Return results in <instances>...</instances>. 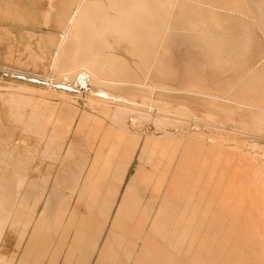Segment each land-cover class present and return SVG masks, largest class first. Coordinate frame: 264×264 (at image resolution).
Returning <instances> with one entry per match:
<instances>
[{
	"label": "rangeland",
	"instance_id": "obj_1",
	"mask_svg": "<svg viewBox=\"0 0 264 264\" xmlns=\"http://www.w3.org/2000/svg\"><path fill=\"white\" fill-rule=\"evenodd\" d=\"M215 1L223 7L227 6L226 0ZM47 2L48 0H0V181L4 178L3 181L11 182V188H0V196H12L7 200L8 207L0 211L14 212V219L17 217V220L21 222H29L26 238L34 232V227L39 228L40 239L31 258L38 250L42 255L39 264H48L52 254L55 255V264H64V255L73 244L74 236L82 231L78 225L69 224L71 221L69 214L57 213L67 208L76 211L77 216L89 215L87 209L78 204L76 195L71 194L70 188L77 175L80 174V180L84 178L87 170L84 168L80 172L79 164L85 158L90 160L94 154L93 149L98 145L93 137L92 128L94 126L101 125L104 121L106 128L111 127L113 123L110 118L113 117V122H126L128 130L130 128L129 131L139 133L141 139L147 135H156V133L160 136L162 130L156 131V125L151 118L156 109L137 106L150 111V118L139 117L116 108L117 105L123 109L134 106L124 99H116V102L111 95L116 94L124 97L133 95L158 101L173 111L185 112L189 121H187L188 124L182 125L184 130L181 127H167V131L177 137L182 135L179 140L174 139L176 142L179 141V145L183 147L177 149L174 156L180 157L181 155L183 165L190 167L189 179L194 178L197 182L193 187L192 200L181 206L186 207L188 214L195 217V223L203 225L198 230V241L195 245L189 249L185 244L180 246L176 252L178 255L169 251L171 256L169 264H204L205 257L210 259L211 254H208V251L217 247L220 250L218 254L221 256L222 264H264V102L260 105L263 111L262 124L257 126L252 123L253 113L235 104L234 101L225 100L221 103V109H218L207 105V101L202 97L205 94L224 96L229 81L234 82L244 68L215 74L209 68V63L213 65L212 62L206 55V58L204 57L201 48L191 42L189 34L182 26V21L176 19L171 20V28L165 32L164 25L157 24L158 28L155 33L160 35L161 47H157L154 60H151L146 52L144 41H141L142 38L141 40L124 38L115 32L121 25L120 30L125 32V30L133 31L136 29L135 26L143 23L134 18L130 8L131 3L128 2L117 7L116 11H114L116 6L111 7L106 2L107 14L106 11L101 12V7L95 6L88 14L91 19L85 20L81 28L70 32L68 38L65 39L66 32L62 34L38 22L34 24V10L42 11ZM189 2L190 5L192 4L191 8L194 6V9L190 8L193 11L189 10L187 21L196 20L198 22L200 19H206L201 12L202 9L199 10L201 8L198 6L199 3H191V0ZM245 2L250 7L249 11L264 17V0H237L241 7ZM203 5L201 6L205 7ZM78 6L76 3L75 9ZM102 15L104 23H101ZM106 15L109 21L107 23ZM117 15H119L118 18ZM222 15L228 23L224 25L225 29L207 25L205 29L207 34L210 36L212 33L213 38L227 37L231 41L239 39L240 42H243L244 38L239 37H245L248 34L252 38V53L247 56L246 61L252 64L264 59V33H262L264 30H261L252 18ZM193 34L192 32L191 35ZM65 51L70 58L82 57L84 64L70 67L69 61L62 60ZM66 63L70 68H62V64L67 66ZM83 67H86L88 72L87 79L82 83L79 80V74L84 71ZM68 71L72 72L66 74ZM257 77L259 74H254V78ZM244 86L249 87V83ZM99 89L107 91V94L104 97L101 96ZM198 89L204 91L205 94L186 91H197ZM241 95L240 92L237 94V96ZM100 101H105L107 104L101 103L100 105L98 103ZM8 106L13 110L11 111ZM249 107L254 110L251 105ZM31 110L37 116V120L34 121L35 125L28 117ZM18 112H24L25 116L22 114L21 117L25 119L20 120L16 115L19 114ZM201 116L205 122L211 124H217L216 119L223 118V121L219 122L220 126L224 127V131L247 133L246 135L254 138L248 139L240 136L239 139V135L236 138V135H225L224 132L216 136L211 132L215 130L195 124L196 119ZM113 125L120 127L118 124ZM29 126L30 130H26ZM39 126L44 129H40ZM190 134L198 135L195 138L191 136L190 139ZM196 141L199 144L203 143L199 146L204 145L207 149L204 147V149H199L192 143ZM187 145L190 147L187 148ZM208 146L209 152H207ZM70 147L74 148V155L71 159L69 158ZM54 148L58 149L57 161H53L52 156L46 154L48 150ZM210 150L212 152L215 150L219 154L217 152L213 154ZM221 152L225 154L222 155ZM206 153L209 160L201 164L200 161L204 159ZM138 154L139 149L115 197V202L110 209L104 230L89 264H117L128 242L134 246L130 248L131 253L126 264H132L133 252L139 249L137 241L118 232L113 234L112 240L106 246L107 237L110 234L111 217L120 201L122 191L130 182L136 167L139 166ZM227 156L229 160L231 158V165ZM244 156L256 162H250L249 159L252 164L248 166L249 162ZM146 168L149 169V166L146 165ZM16 174H20L22 180L25 179V184L19 188L24 198H13L18 195L14 191L16 188L12 187L13 177ZM228 176H234L233 179L239 180L238 182L233 180L234 185L240 183L244 186L239 185L237 189L231 184L230 192L227 188L228 180H230ZM55 179L57 180L56 185ZM243 179H246V183ZM133 188V193L140 200L146 216L152 218L158 203L152 200L148 191L149 186L136 181ZM224 190L228 197L224 195ZM238 190L241 192L239 193ZM236 192L239 194L235 195ZM40 195H42L41 199H37ZM221 196L229 199L231 202L229 206L228 204L219 206L220 203L217 200L220 201ZM47 199H49V213L39 219V213ZM223 207L224 209L227 207L229 211L222 210ZM76 221L80 220L76 219ZM213 225L216 227L214 228ZM218 233L220 236L217 237ZM10 234L16 236L12 237ZM16 237L15 231L7 229L0 246L1 254L7 259L13 257L12 264L22 259L26 241L25 238L20 247L16 249ZM204 239L208 241L206 244L203 242ZM105 246L106 250H104ZM45 248L46 252H44ZM158 248L163 253L165 252L160 241H158ZM76 256L77 253L70 264H76Z\"/></svg>",
	"mask_w": 264,
	"mask_h": 264
},
{
	"label": "crops",
	"instance_id": "obj_2",
	"mask_svg": "<svg viewBox=\"0 0 264 264\" xmlns=\"http://www.w3.org/2000/svg\"><path fill=\"white\" fill-rule=\"evenodd\" d=\"M67 1L68 0H48L45 7L46 9L44 8L42 11L34 10V24H37L38 22L47 28L51 27L54 30H57V14L59 13L57 10L62 7L63 2ZM95 6L101 7V12L106 11L107 14L108 6L106 2H101L100 4L93 3L91 6L84 8L81 14L73 20L70 24L69 34L73 30L81 28V25H83L85 20L91 19L88 14ZM106 18L107 23V15ZM48 20L53 23L51 26H47L46 22ZM65 20L66 19H64V21ZM101 23H104L103 15L101 16ZM62 60L69 61L70 67L84 64V59L82 57L70 58L66 51L64 59ZM62 66L64 69L70 68L68 67V64L67 66L62 64ZM86 69V67H83L82 70L88 72ZM110 119L113 124H118L121 128L113 124L111 127L106 128L104 121L101 125L98 124L92 128L93 137L97 140L98 145L95 149H93V157L90 160L85 158L79 164L80 172L84 170V168L87 170L84 178L80 180V174L77 175L75 181L73 179V186L70 188L71 194L76 195L78 204L83 205L87 209L89 215L77 216L76 211H71L67 208L61 210L60 213H57L62 215L69 214V219L71 220L69 221V224H76L82 229L79 234L74 236L73 244L70 245L66 251L63 263L70 264L76 253V264L90 263L96 249V245L104 230L110 209L115 202V197L118 194L119 188L125 179V175L133 162L135 153L139 149L137 157L139 166L136 167L130 178V182L122 191L120 201L111 217L109 230L110 234L107 237L106 246L112 240L113 234H116L117 232L122 233L137 241L139 246L138 251L133 252L134 255L131 259L132 264H169L171 260L169 251L177 254L176 252H178L177 250L180 246L187 244L186 246L189 249V247L195 245L198 241V230L203 224L195 223V217L188 214L186 207L181 206V204H188V202L192 200L193 187L197 182L194 178H192V181L189 179L190 177L188 174L190 167L183 165V160L180 159V157L174 156L175 151L171 152L157 149L156 142L166 140L167 138L165 139L160 137L158 139L157 135L154 136V138L147 135L141 139L139 133L128 130L126 122H113V117ZM167 140L172 141L174 139L170 138ZM153 145L155 147H153ZM53 152L56 153L54 154ZM69 152L71 159L74 155V148H71ZM46 154H50V156H52L51 159L53 161H57V148L48 150ZM167 157L169 160H166ZM178 158L180 163L178 166L179 168L176 167ZM146 165L149 166V169L146 168ZM183 167L185 169H183ZM180 173L182 176L179 175ZM20 179H22V176L19 178V174L14 176L12 187L16 188L14 191L15 194L18 195L13 198H24L21 192H19V188H22L25 184V179L21 181ZM136 181L149 186L148 191L151 194L152 200L158 203L155 215L152 218L146 216L145 211L141 207L140 200H138L133 193V185ZM54 183L55 185L57 184L56 179ZM176 183H178V185ZM179 184L181 185L179 186ZM190 185L192 188H189ZM0 188H11V182L9 183L8 181L3 180L0 181ZM190 190H192V192ZM41 197L42 195L37 197V199H41ZM10 198H12V196H0V209L8 207L7 200ZM49 210V199H47L39 213V219H42V217L48 214ZM191 212L193 213L194 211L192 210ZM17 219V217L14 219V212L7 213L0 211V246L4 233L7 229L9 231H15L17 234L15 245L16 249H18L24 242L29 222H21ZM76 219H79L80 221L75 222ZM218 225L221 229L220 223H218ZM213 227L215 228L216 226L213 225ZM33 229L34 232L29 234V238H26L22 252L24 253L22 259L15 261V264H39V260H41L42 255L38 250L34 254L33 258H31L40 239L39 228L34 227ZM35 230H37V232ZM10 235L12 236V234ZM13 236L15 237L16 235L14 234ZM218 236H220V233L217 234V237ZM158 241L162 243L165 249L164 253L158 248ZM203 242L206 244L208 241L205 240ZM106 246L104 247V250H106ZM132 246L134 245L131 242L125 244L124 252L120 256L121 259L119 257L117 260V264L127 263L131 253L130 248ZM46 251L47 250L45 248L44 252ZM218 253L220 254L218 247L214 250L208 251V254H211L210 259L205 257L204 264H222L221 256ZM13 261V257L7 259L5 255L0 253V264H12ZM48 261V264H55V255L52 254Z\"/></svg>",
	"mask_w": 264,
	"mask_h": 264
},
{
	"label": "bare ground",
	"instance_id": "obj_3",
	"mask_svg": "<svg viewBox=\"0 0 264 264\" xmlns=\"http://www.w3.org/2000/svg\"><path fill=\"white\" fill-rule=\"evenodd\" d=\"M191 0V3L193 2H198L199 3V7H201L199 10H201V12H203L204 16L206 19H200L198 22L196 20H191V21H187V18H188V14H189V10L191 8V5L189 4V0H68L67 2H63V5L62 7L59 9V13L57 14L58 17H57V30L60 31L62 34L64 32H66L64 35H65V39L68 37V34H69V30H70V24L73 22V20L75 18H77L81 12L84 10V8H87L89 6H91L93 3H101V2H107L109 4V6L111 7H115V10H118L117 7L121 6L122 4L124 5V3L128 2V3H131V11H133V15H134V18L137 20V21H140V22H143L142 25L140 26H135L136 29H133V31H128V30H125V32H122V30H120L121 26L118 27L115 32H117L118 34H120L121 36H123L124 38H132V39H137V40H142L141 41H144L143 43H145L144 46H146V52L149 54V57L151 60H154V57L157 53V47H161L160 44H159V39H160V35H157L155 33V30L157 27V24L158 23H161L164 25V32L166 30H169L171 28V20H181L182 21V26L184 28V30L189 34V37L191 38V42H193L198 48H201L203 50V54H204V57L207 58L212 62V64L214 65H211L209 63V68L215 73V74H222V73H225L227 71H232L233 69H238V68H244V71L237 77V79L233 82V81H229V83L227 84L226 88H227V91L225 93L224 96H219V95H209V94H205L204 91L202 90H197V91H193V90H186L188 92H202L204 93L205 95L202 96L206 101H207V105L211 106V107H214V108H218V109H221V103L223 101H234L235 104L239 105L240 107H245L246 109L250 110L252 114V118H253V121L252 123L254 125H257V126H261L262 124V120H263V111L261 110V104H263L264 102V59L260 60H257L255 62H253L252 64L248 63L246 61L247 59V56L249 54L252 53V44H251V39L249 37V35L247 34L245 37H239V38H244L243 39V42H240L238 40H234V41H231L229 40L227 37H219V38H213L211 35L209 36L207 34V32L205 31V29H207V25L211 26V27H215L217 29H225V26L227 23V21L224 19V16L222 14H228L227 17H231V15H238L240 17H243L244 19L245 18H252L253 21H255L256 25L258 27H260L261 30H264V17L262 15L260 16H257L255 13H253L252 11H249L250 7L248 4H246V2L244 3V5L241 7L238 3H237V0H226V3H227V6L226 7H223L221 5H219L215 0H195L193 1ZM78 3V7L77 9H75V4ZM197 3V4H198ZM201 3V4H200ZM164 4V5H163ZM195 4V3H194ZM205 5V7H202L201 5ZM203 5V6H204ZM104 6V5H103ZM102 6V7H103ZM124 7V6H123ZM126 7V5H125ZM124 7V8H125ZM74 8V10H73ZM123 8V9H124ZM126 8H129L126 7ZM241 8V9H240ZM46 9V8H45ZM91 9V7H90ZM93 9V8H92ZM106 9V8H105ZM110 9V8H109ZM191 9H194V6L193 8ZM196 9V8H195ZM238 9V10H237ZM128 11V10H127ZM190 11H193V10H190ZM198 11V10H197ZM95 13V12H94ZM98 13V12H97ZM127 13V12H126ZM130 13V12H129ZM128 13V14H129ZM193 13V12H192ZM197 13V12H196ZM253 13V14H252ZM45 14V13H44ZM43 14V15H44ZM88 14V13H87ZM104 14V13H102ZM121 14V13H119ZM124 14V13H123ZM202 14V13H201ZM101 15V14H100ZM122 15V14H121ZM131 15V13H130ZM119 15H117V18H118ZM125 16V15H123ZM192 16V15H191ZM200 16V15H199ZM44 17V16H43ZM42 17V18H43ZM91 17V16H90ZM89 17V18H90ZM94 17V16H92ZM127 17V16H126ZM128 18V17H127ZM133 18V19H134ZM64 19H66L64 21ZM107 19V18H106ZM134 19V20H135ZM186 19V20H185ZM110 20V19H109ZM249 20V19H248ZM251 20V19H250ZM112 21V20H111ZM109 22V21H108ZM250 22V21H249ZM47 26L53 24L52 22H50V20H48L46 22ZM112 25V24H111ZM125 25V24H124ZM115 26V25H114ZM119 26V25H118ZM134 27V28H135ZM133 28V27H132ZM123 29V28H122ZM127 29V27L125 28ZM128 29H131V28H128ZM214 30V29H213ZM59 32V33H60ZM163 32V33H164ZM194 33L193 35H191V33ZM216 32V31H215ZM261 32V31H260ZM264 33V31L262 32ZM261 33V35H262ZM165 34V33H164ZM210 34V32H209ZM217 35V34H215ZM264 35V34H263ZM163 36V34L161 35ZM219 36V34H218ZM223 36V35H221ZM226 36V35H225ZM228 36V35H227ZM230 37V36H229ZM235 37V36H234ZM164 39V38H163ZM194 39V40H193ZM195 41V42H194ZM241 45V46H239ZM160 50V49H159ZM58 52V51H57ZM206 55V56H205ZM157 57V56H156ZM156 59V58H155ZM155 62V61H154ZM258 66V67H257ZM257 67V68H256ZM159 71V68L157 70V72ZM71 72H68L66 74H70ZM259 74V77L257 78H254V74ZM148 76V75H147ZM248 76V77H247ZM87 79V72L85 71H82L80 74H79V80L83 83L85 80ZM244 80V81H243ZM243 81V82H241ZM249 83V87H245L244 84H248ZM84 85V84H83ZM141 87V86H140ZM99 94L101 96H105L107 94V91L103 90V89H99L98 90ZM241 93L242 95L241 96H237L238 93ZM98 94V95H99ZM113 98H115L114 100L116 101V99H124L125 101L127 102H130L132 103L134 106L131 107V108H126V109H123L121 106H116V108H120L122 110H126L128 112H131L133 114H136L138 115L139 117H142V118H150L149 116V113L150 111H147L145 109H141V108H138L137 106H146V107H150V108H153V109H156V111L153 113V116L151 117L152 120H153V123L156 125V131H160L161 134L160 136H158V139L160 137L162 138H167V139H170V138H181L180 137H177V136H174L172 134H170L168 131H167V127H181V129H183L182 125L185 123H187L188 119H187V115L185 114V112L183 111H173L172 109H170V107H168L167 105H162L160 102L158 101H155V100H152V99H148V98H144V97H138V96H120V95H116V94H111ZM107 97V96H106ZM12 98V96H11ZM10 99V98H9ZM107 99V98H106ZM111 100H113L111 98ZM205 101V102H206ZM12 102V101H11ZM92 102V101H91ZM117 102V101H116ZM119 102V101H118ZM123 102V101H122ZM100 105L101 103L102 104H107L105 101H100L98 102ZM120 103V102H119ZM124 103V102H123ZM13 104V103H11ZM19 104V103H18ZM9 105V104H8ZM14 105H17V104H14ZM13 105V106H14ZM252 106L254 107V110H252L249 106ZM12 106V105H11ZM20 106V104H19ZM109 106V105H107ZM230 106V105H229ZM9 107V106H8ZM18 107V105H17ZM21 107V106H20ZM111 107V106H110ZM235 107V106H233ZM10 108V107H9ZM145 108V107H144ZM149 108V109H150ZM229 108V107H228ZM231 108V107H230ZM236 108V107H235ZM11 111L13 110L12 108H10ZM237 109V108H236ZM15 110V109H14ZM152 111V110H151ZM256 111V112H255ZM10 112V111H9ZM16 112V111H15ZM21 112V111H20ZM19 113V112H18ZM24 112L22 113H19V114H16L18 116V118L21 120L23 119L21 117V115L23 114ZM227 113V112H226ZM225 113V114H226ZM152 114V113H151ZM15 115V114H14ZM24 115V114H23ZM38 115V114H37ZM25 116V115H24ZM41 116V114H40ZM231 116V115H230ZM30 117V120H33V124L35 125V122L37 120V116L32 113V110L29 114ZM41 118V117H40ZM43 118V117H42ZM41 118V119H42ZM135 118V117H134ZM25 119V118H24ZM28 119V118H27ZM18 120V119H17ZM19 120V121H20ZM29 120V121H30ZM223 121V118H218L216 119V122L217 124H211V123H207L203 120L202 116L197 118L196 121H195V124L198 126H206L207 128L211 129V130H215L217 131V133L215 131H211L212 133H215L216 136H218L219 134L218 133H221L223 134L222 132L225 133V135L227 134H232V135H236V138H237V135H239V139L241 138L240 136H244L245 138H254L252 136H248L246 135L247 133L243 134V133H230V132H226L224 131V127L223 126H220V122L219 121ZM250 120V119H249ZM15 121V120H14ZM41 121V120H40ZM189 122V121H188ZM31 123V122H30ZM29 123V124H30ZM251 123V124H252ZM18 124V123H16ZM27 125V123H25ZM134 125V123H132ZM188 124V123H187ZM21 125V123H20ZM24 125V123H23ZM32 125V123H31ZM30 125V126H31ZM194 125V124H193ZM22 126V125H21ZM27 127L26 130H30L31 127ZM162 126V127H161ZM25 127V126H23ZM36 127V126H35ZM40 127V126H39ZM54 127V125H53ZM56 127V126H55ZM57 128V127H56ZM55 128V129H56ZM163 128V129H161ZM40 129H42L40 127ZM44 129V128H43ZM42 129V130H43ZM53 129V128H52ZM178 129V128H177ZM208 129V130H209ZM130 130V128H129ZM184 130V129H183ZM30 132V131H29ZM134 132V131H133ZM143 132V131H142ZM136 133V132H135ZM54 134V133H53ZM159 134V133H156V135ZM40 135V134H39ZM52 135V134H51ZM155 134H152L150 136H152V138H154V136H156ZM170 135V136H169ZM180 135V134H179ZM198 135V134H197ZM197 135L195 134H190L189 135V138L191 136H195L197 137ZM210 135V134H209ZM37 136V135H36ZM42 136V135H41ZM201 136V135H199ZM214 136V135H213ZM211 137V135H210ZM226 137V136H225ZM54 138V137H53ZM157 138V137H156ZM161 138V139H162ZM183 138V137H182ZM193 138V137H192ZM193 138V139H194ZM221 138V137H219ZM161 140V141H157L156 144H157V149H161V150H167V151H176L177 149H182L183 147H181L179 145V141L176 142L174 140ZM186 139H187V136H186ZM191 139V138H190ZM198 139H201V137ZM224 139V138H222ZM238 139V140H239ZM258 139V138H257ZM52 140V139H51ZM182 140V139H181ZM180 140V141H181ZM197 140V139H196ZM203 140V139H202ZM57 141V140H56ZM195 141V140H194ZM200 141V140H198ZM213 141V140H212ZM211 141V142H212ZM47 142V141H46ZM240 142V141H239ZM55 143V142H54ZM191 143V142H190ZM189 143V144H190ZM193 144H195L197 147H199V149H202L204 147H201L202 144H199V142H192ZM53 144V143H52ZM187 144V143H186ZM188 144V145H189ZM187 145V146H188ZM201 145V146H199ZM51 146V144H50ZM192 146V144L190 145ZM190 146H188L187 148H189ZM62 147V146H61ZM60 147V149H62ZM153 147H155L153 145ZM181 147V148H179ZM186 147V146H184ZM197 147H194V148H197ZM219 147V146H218ZM52 148H53V145H52ZM71 148V147H70ZM206 148V147H204ZM203 148V149H204ZM214 148V147H213ZM55 149V148H54ZM207 149V148H206ZM209 146H208V151L209 152ZM215 149V148H214ZM237 149V148H236ZM58 150V149H57ZM184 150V149H183ZM193 150V148H192ZM198 150V149H197ZM218 150V149H217ZM227 150V149H226ZM73 151V150H72ZM154 151V150H153ZM160 151V150H159ZM185 151V150H184ZM190 151V150H189ZM204 152V150H201ZM211 151V150H210ZM221 151V150H219ZM60 152V151H59ZM158 152V150H157ZM202 152V154H203ZM215 152V150L213 151ZM211 151V153H213ZM217 152V151H216ZM215 152V153H216ZM226 152V151H225ZM224 152V154H225ZM54 153V152H53ZM56 153V152H55ZM54 153V154H55ZM176 153V152H175ZM184 153V152H183ZM182 153V154H183ZM191 153V152H190ZM218 153V152H217ZM222 153V152H221ZM68 154V153H67ZM163 154V153H162ZM173 154V153H172ZM180 154V153H179ZM178 154V155H179ZM214 154V153H213ZM219 154V153H218ZM222 153V155H224ZM4 155V154H3ZM171 155V154H170ZM176 155V154H175ZM177 155V156H178ZM185 155V154H184ZM182 155V156H184ZM197 155V154H196ZM205 156L203 157L204 159L202 161H200V163L202 164H205V162L209 159H207V153L204 154ZM221 155V154H220ZM234 155V154H233ZM56 156V155H55ZM201 156V155H200ZM247 156V155H246ZM164 157V156H163ZM166 157V156H165ZM169 157V155H168ZM167 157L166 160H169ZM181 157V155H180ZM187 157V155H186ZM198 157V156H197ZM228 157V156H227ZM18 158V157H17ZM62 158V157H61ZM70 158V157H69ZM199 158V157H198ZM219 158V157H218ZM241 158V157H240ZM244 158L246 159V157L244 156ZM15 159V158H14ZM165 159V158H164ZM181 159V158H180ZM211 159V157H210ZM226 159V158H224ZM235 159V158H234ZM249 159H250V162L254 161L256 162V160L252 159V158H248L246 160H248L249 162ZM177 160V159H175ZM223 160V159H222ZM229 161V164H230V161H231V158L229 160V157L227 159ZM236 160V159H235ZM238 160V159H237ZM182 161V160H181ZM185 161V160H184ZM221 161V159H220ZM1 162V161H0ZM22 164H23V161H21ZM176 162V161H174ZM183 162V161H182ZM195 162V161H194ZM193 162V163H194ZM232 162V161H231ZM239 162V161H238ZM248 163V166L251 165L252 163ZM27 163V162H26ZM177 163V164H176ZM176 167H178L180 165L179 163V158H178V162H176ZM184 163V162H183ZM225 163V162H224ZM236 163V162H235ZM21 164V163H20ZM232 164V163H231ZM230 164V165H231ZM234 164V162H233ZM17 165V164H16ZM24 165H25V162H24ZM218 165V164H217ZM226 165V164H225ZM23 166V165H21ZM227 166V165H226ZM237 166V165H236ZM175 167V166H174ZM175 167V168H176ZM221 167V166H220ZM228 167V166H227ZM18 168V167H17ZM179 168V167H178ZM243 168V167H242ZM241 168V169H242ZM183 169H185L183 167ZM220 169V168H219ZM231 169V168H230ZM175 170V169H174ZM232 170V169H231ZM15 171V170H14ZM179 171V170H178ZM223 171V170H222ZM17 172V171H16ZM15 172V173H16ZM190 172V171H189ZM226 172V171H225ZM234 172V171H233ZM242 172V171H241ZM11 173V172H10ZM175 173V172H174ZM179 173V172H178ZM176 173V174H178ZM222 173V172H221ZM9 174V173H8ZM184 174V173H183ZM180 176L181 173L179 174ZM178 175V176H179ZM235 175V174H234ZM242 175V174H241ZM14 176V175H13ZM26 176V175H25ZM236 177H240L238 175H235ZM173 177V175H172ZM184 177V176H183ZM186 177V176H185ZM229 177V176H228ZM14 178V177H13ZM19 178H21L20 174H19ZM174 178V177H173ZM177 178V176H176ZM189 178V177H188ZM233 177H229L228 179V185H227V188L230 189L229 191L231 192V184L237 189H239V185L241 186L240 183H236L238 184L236 186V184L234 185L235 182H233V180L236 181V179H233ZM17 179V178H16ZM218 179V178H217ZM216 179V180H217ZM222 179V178H221ZM240 179V178H239ZM242 179V178H241ZM4 180V178H3ZM22 179H20L21 181ZM177 180V179H176ZM184 180V179H183ZM182 180V181H183ZM192 180V179H191ZM219 180V179H218ZM238 180V179H237ZM244 180V179H243ZM246 180V179H245ZM244 180V182L246 183V181ZM75 181V180H74ZM220 181V180H219ZM231 181L233 183H231ZM239 181V180H238ZM236 181V182H238ZM175 182V181H174ZM172 182V183H174ZM184 182V181H183ZM218 183V182H217ZM225 183V181H224ZM227 183V182H226ZM243 183V182H241ZM244 183V184H245ZM16 184V183H15ZM178 185V183H176ZM9 185V184H8ZM181 184H179L180 186ZM244 186V185H242ZM241 186V187H242ZM247 186V184L245 185ZM10 187V186H9ZM16 187V186H15ZM218 187V185H217ZM189 188H192V186L190 185ZM226 188V187H225ZM226 188V189H227ZM201 189V188H200ZM217 189V188H216ZM222 189V188H221ZM220 189V190H221ZM225 189V190H226ZM234 189V188H233ZM224 190V192H225ZM236 190V189H234ZM242 190V189H240ZM173 191V189H172ZM175 191V190H174ZM192 192V190H190ZM222 191V190H221ZM12 192V191H11ZM223 192V193H224ZM232 192H235V191H232ZM238 192L240 193L241 191L238 190ZM243 192V190H242ZM175 193V192H174ZM200 193V192H199ZM219 193V192H218ZM239 193H235V195L239 194ZM177 194V193H176ZM175 194V195H176ZM226 192L224 193V195L226 196ZM231 194V193H230ZM234 194V193H233ZM245 194V192L243 193ZM187 195V194H186ZM185 195V196H186ZM192 195V193H191ZM190 195V197H191ZM201 195V194H200ZM178 196V195H177ZM216 196V195H215ZM224 198L221 196V198H223L221 200L220 198V201L217 200V202H219V206H223L224 204H229L231 203L229 201V199L227 200L226 196ZM230 196V195H229ZM234 196V195H233ZM187 198V197H186ZM203 198V197H202ZM232 198V196H231ZM234 200V199H233ZM184 201V200H183ZM194 201V200H193ZM205 201V200H204ZM228 201V202H227ZM235 201V200H234ZM208 202V201H207ZM206 202V204H207ZM212 202V201H211ZM209 203V202H208ZM234 203V202H233ZM209 206V204H208ZM218 206V205H216ZM225 206V205H224ZM227 206V207H228ZM225 207L222 208V210H225L226 212L229 211V209ZM237 209V208H236ZM235 210V209H234ZM223 213V212H222ZM192 236V235H191ZM190 236V237H191ZM194 238V237H193ZM198 240V239H197ZM186 241V240H185ZM189 242V241H188ZM187 245V244H186ZM192 247V246H191ZM226 258V257H225Z\"/></svg>",
	"mask_w": 264,
	"mask_h": 264
}]
</instances>
